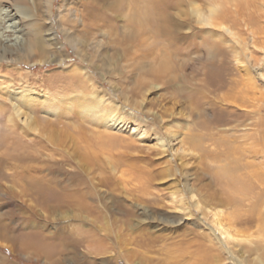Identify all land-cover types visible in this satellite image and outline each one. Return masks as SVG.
<instances>
[{"label":"rangeland","instance_id":"obj_1","mask_svg":"<svg viewBox=\"0 0 264 264\" xmlns=\"http://www.w3.org/2000/svg\"><path fill=\"white\" fill-rule=\"evenodd\" d=\"M137 2L161 4L182 25L128 47L123 37L136 28L114 7ZM210 2L221 4V26L188 11ZM37 32L49 52L28 56L24 43ZM0 43V152L62 165L79 175L70 192L75 182L93 192L83 197L89 209L73 198L46 207L26 190V162L8 159L0 264H118L125 255L130 264H185L197 242L222 264H262L264 238L226 243L212 220L213 211L236 213L254 220L255 233L264 217V0H0ZM32 234L63 249L46 259L26 241Z\"/></svg>","mask_w":264,"mask_h":264},{"label":"bare ground","instance_id":"obj_2","mask_svg":"<svg viewBox=\"0 0 264 264\" xmlns=\"http://www.w3.org/2000/svg\"><path fill=\"white\" fill-rule=\"evenodd\" d=\"M220 5L221 4H219L218 2H210L205 7V9L203 10L198 5L193 4L188 9V11L194 17L195 22L199 23L200 25L201 24H207V25L213 24L215 26L216 25L221 26L218 22H216L217 19L215 17V15L220 10ZM174 6H176L175 8H177V7H179V4L178 5L176 4ZM95 8H96V6H95ZM114 8H115V13H117L116 11H118V9H122L120 12H122V14L126 18L127 22L134 25L136 28V29L129 30L126 35H125L126 32L124 33L125 37H123V41H125V43H128L127 44L128 47L130 45H132L134 42H135L134 44L139 45V44L143 43L141 41H146V40H144L146 38L144 35L147 33H151V35L154 37V39L157 38L159 40L161 39L160 41H162V39L164 38V35H167L171 31V30H168L167 24H169L170 22H173L179 26L182 23L175 16H174L175 17V19H174L170 14L166 13L164 6H162L161 4H150L148 2H144V3L143 2L142 3L137 2L136 4H130V3H127V4L126 3H118L117 4V3H115ZM101 10L103 11V9H101ZM180 12L182 14H184L183 10H180ZM99 13H101V12H99ZM105 13H106V11H105ZM33 34H35V35H33V37L31 36L32 40H29L26 43H24V45H25L24 50H26V53L28 56H31L32 54H34V52L36 50L39 52L40 55L45 56L49 52V48H48L49 43L47 44V42L45 41L43 36L41 34H39L38 32L33 33ZM110 37L113 39L114 35L110 34ZM80 39L81 38H78L76 35H73V36L68 35V37H67V41L72 45H74L76 42H80L79 41ZM82 42H83V40H82ZM5 50H6L5 44L0 43V58L2 57V54L4 53L3 51H5ZM84 102H86V101H84ZM90 105H92V107H90ZM90 105L87 106L85 104L84 107L87 108L92 113H95L96 116L99 115V107L97 106V104H90ZM104 114H106L108 116V117H106L107 119L115 117V114L111 111V109H108V108H107V110H105ZM10 147H12V146H10ZM29 158L30 157L28 156L27 152H24L23 150L21 152H17V151H13V150L0 152V177L6 175L5 171H3L2 169H3V167L6 166L5 163L8 159H12L13 164L15 161H19V163H16V165L18 164L19 166L21 165L20 161H25L26 164L22 165V168H24L26 173H29L27 175L28 179L26 181L24 180L25 184H26V190L33 197L42 201L46 207L53 206V205L55 207L57 205L64 204L68 200H70V198H73L74 200H79L80 201L79 206L81 205L83 208L85 207V208L89 209V208L93 207L91 204H88L85 202V200H83V197L93 194V192L84 189L83 182L80 184H77L74 181L75 182L74 183L75 190L72 192H70V190H69L70 185H69L68 181L72 180L75 176L78 177L79 176L78 173H73L72 171H69L68 169H66L62 165H59V166L57 165L58 167L57 166L54 167V165H52V164L42 165V166L34 165V164H31V162H28ZM4 170H5V168H4ZM21 170H23V169H21ZM166 172L167 171L161 170L155 176L166 174ZM252 172H255V170H253ZM252 172H251V176L253 174ZM16 173H18V172H16ZM26 173H23V174H26ZM142 173H143V171H142ZM139 174H141V173H139ZM163 177H165V176H163ZM198 179L201 181L200 177ZM144 180L147 182L146 185H150L148 183H150L152 179L145 177ZM193 188H194V186H193ZM193 188L190 187V194H191L192 198L197 195V194L195 195V191ZM249 189H250V187H248V186H243V187L238 188V190H244L245 193ZM90 190H91V188H90ZM197 192H198V190H197ZM0 195L2 196V199L7 197L5 194V191H1ZM211 199H212L213 203L217 204V205H221L225 202L220 197H218V198L216 197V199H214V197L212 196ZM49 202H53V204H51ZM119 202H121V201H119ZM199 202H201V201L199 198H197V200L194 204L198 207ZM124 212H126V211H124ZM228 215H229V219L224 220L222 211H216V212L213 211L214 217L212 220V224L215 227L214 230L217 231L216 235L218 236V238H219V236H223L226 243H228L230 241H249L250 240L249 237H251V236L261 237V239L264 238V217L263 216H262V218H257L256 230H255V233L254 232L252 233V232H250V229H249V231L247 229L250 226L254 225L253 219L247 217L243 220L242 219L240 220L236 216V213H230ZM6 226H7L6 223L3 221L2 218H0V235H2V231L6 230V228L8 227V226L7 227ZM237 226H241V227L238 228ZM37 232H39V231H37ZM26 241L30 242V243L35 242V244H37V247L39 248V250L36 251L37 254L44 255V257L46 259H52L53 256L59 255V253L63 249V244L60 245V243L49 245L47 242H44L45 243L44 244L42 239L37 234H32L31 236L27 237ZM46 243L48 245H46ZM35 244H34V246H35ZM31 246H33V245H31ZM34 250H36V249H34ZM68 250H70V249H68ZM100 253L103 254L105 252L104 251L101 252V249L99 248L98 254H100ZM183 254L187 258H192L191 261L186 262L185 264H222V262H224L223 261L224 257L220 253L211 252L210 245L208 243H205V242H197V245L194 249L184 250ZM240 255L243 256V254H240ZM110 257L112 258L111 254H110ZM261 257L264 258L263 255H261ZM172 258L177 259V257H172ZM227 258H229V256H227ZM53 259L58 260L57 258H53ZM169 260H171V258H169ZM118 261H119L118 264H121L124 262H126L127 264H130V259L128 257H126V255H125V259L122 258L121 260H118ZM233 261L235 264L242 263L241 260H239V259L236 261H235V259H233ZM243 261H245V258ZM54 263H56V262H54ZM261 263L264 264V260H262ZM162 264H175V263H171V262L168 263V262H166V259H165V261Z\"/></svg>","mask_w":264,"mask_h":264}]
</instances>
